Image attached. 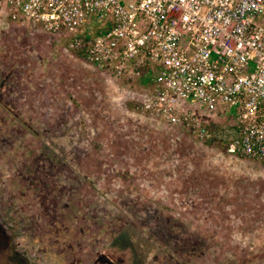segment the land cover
Listing matches in <instances>:
<instances>
[{"label": "rangeland", "instance_id": "374dc122", "mask_svg": "<svg viewBox=\"0 0 264 264\" xmlns=\"http://www.w3.org/2000/svg\"><path fill=\"white\" fill-rule=\"evenodd\" d=\"M153 78L0 12V264H264V161L141 112Z\"/></svg>", "mask_w": 264, "mask_h": 264}, {"label": "built area", "instance_id": "2783aa9c", "mask_svg": "<svg viewBox=\"0 0 264 264\" xmlns=\"http://www.w3.org/2000/svg\"><path fill=\"white\" fill-rule=\"evenodd\" d=\"M12 20L67 35L87 61L154 73L138 108L264 161V0H0ZM235 109L238 128L202 113Z\"/></svg>", "mask_w": 264, "mask_h": 264}, {"label": "crops", "instance_id": "0c3cea01", "mask_svg": "<svg viewBox=\"0 0 264 264\" xmlns=\"http://www.w3.org/2000/svg\"><path fill=\"white\" fill-rule=\"evenodd\" d=\"M216 113H217V112H213V113H208V112H207V113H202L201 116H203V118H205V119L207 120V118H206L207 116H208V117H210V116L215 117V116L217 115ZM245 158H246V157H245Z\"/></svg>", "mask_w": 264, "mask_h": 264}, {"label": "flooded vegetation", "instance_id": "af4514ba", "mask_svg": "<svg viewBox=\"0 0 264 264\" xmlns=\"http://www.w3.org/2000/svg\"><path fill=\"white\" fill-rule=\"evenodd\" d=\"M95 259H96V260H95ZM95 259L93 258V260H95V262H98V258H95ZM103 261H104V260H103ZM95 262H94V264H95ZM101 263H105V261H104V262L101 261Z\"/></svg>", "mask_w": 264, "mask_h": 264}]
</instances>
